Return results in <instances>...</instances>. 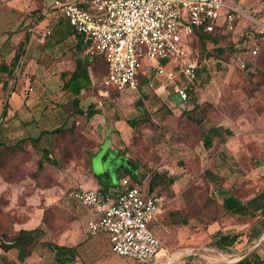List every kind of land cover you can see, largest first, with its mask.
<instances>
[{"label": "crops", "instance_id": "obj_1", "mask_svg": "<svg viewBox=\"0 0 264 264\" xmlns=\"http://www.w3.org/2000/svg\"><path fill=\"white\" fill-rule=\"evenodd\" d=\"M52 3L53 0L0 2V69L4 68L1 64L11 62L22 46L14 77L8 81L9 91L8 88L6 91L0 88V140L12 142L36 138L42 131L75 121L78 125L86 123L80 135H85L92 145L72 152L68 157L70 161L61 168L45 165L38 174L39 184L29 176L17 183L7 182L0 176V197L6 196L8 204L5 209L17 208L20 218L14 223L15 229L38 227L42 223L44 209L51 208L59 218L57 245L73 246L76 252L80 250L87 264H137L111 251L108 233H91L87 222L93 217L92 209L65 197L64 193L78 183L112 192L119 186L120 179L131 171L135 177L127 178L137 182L143 192L166 193L156 182L170 177V190L177 195L189 182L192 173L188 165L175 171L176 163L173 164L171 158L170 168L166 164L160 165L156 174L147 172L140 178L141 166L147 163L152 167L154 159L132 156L129 144L137 130L110 121L109 108L99 110L102 104L98 105V100H101L98 98L99 89L95 94L96 63L85 52L89 41L72 30L66 19L56 13ZM36 14L39 17H34ZM45 29H50L51 33L41 42L39 37ZM4 77L5 73L0 70V79ZM260 87H256L249 99L256 108L261 105L259 110H247L249 114L241 109L240 112L235 111L231 118L224 109L219 112L211 134H207L212 126L205 123L206 118L199 124L191 120L179 122L181 110L202 105L205 98L191 94L187 100L179 98L177 101L173 99V95H177L174 90L155 89L166 107L155 110L157 119L164 124L175 119L179 126H173L171 135L175 139V148L169 152L177 159L198 160L204 167V173L213 180L217 179L215 193L220 197L233 193L248 201L264 192V148L259 146L264 142V90ZM136 91L119 92L121 99H141ZM104 97L110 98L108 90ZM90 109L96 112L86 118ZM148 136L143 135V139H150ZM206 136L207 143H204ZM27 148L32 152L28 161L31 164L39 157V150L31 144ZM149 148L152 150L155 145ZM162 152L158 160L168 156L167 151ZM109 153L110 159L115 161L110 177L105 168L94 167L95 158L100 157L104 162ZM186 230L183 226L180 228L182 234L175 235L176 245L162 244V251L150 264H216L220 260L233 264L243 258L238 259L237 256L264 232V216L244 218L222 211L220 217L205 229L185 234ZM221 234H238V238L224 249L211 246V242ZM215 251L220 254L216 256ZM248 255L252 264H264V240L244 257Z\"/></svg>", "mask_w": 264, "mask_h": 264}, {"label": "built area", "instance_id": "obj_2", "mask_svg": "<svg viewBox=\"0 0 264 264\" xmlns=\"http://www.w3.org/2000/svg\"><path fill=\"white\" fill-rule=\"evenodd\" d=\"M52 5L88 39L86 54L100 56L106 63L102 86L118 92L135 91L140 75H147L152 86L155 70L154 75L171 82L183 101L188 98L187 90L195 81L198 67L194 31L231 32L242 14L236 0H53ZM254 25L252 56L264 47V11ZM50 33L45 29L39 40L43 42ZM144 60L152 63L146 71H142ZM153 62H157L155 66ZM167 62L173 66L166 67ZM178 75L183 81L175 82ZM106 92L98 91L101 97ZM64 196L92 209L87 228L93 234L108 233L113 253L137 264L154 261L162 243L149 224L162 212V194L143 192L137 182L122 177L112 192L78 183Z\"/></svg>", "mask_w": 264, "mask_h": 264}, {"label": "rangeland", "instance_id": "obj_3", "mask_svg": "<svg viewBox=\"0 0 264 264\" xmlns=\"http://www.w3.org/2000/svg\"><path fill=\"white\" fill-rule=\"evenodd\" d=\"M3 1L5 0H0V2ZM236 1L240 4L242 14L237 17L233 31L221 34L224 37H221L217 42L213 40L205 41L204 47H201L199 42L195 41L193 43V47L198 51L199 57L196 78L193 85H191L193 86L192 92L197 98H205V100L201 101V104L209 109L205 116L207 120L205 123L208 126H213L215 120H218L219 112L222 113L224 109L226 114L233 118L235 111L240 112L241 109H244V111L249 113V110L253 112L254 109L259 110L261 108V105H258V108H256L255 103L252 100L249 102V99L253 96L256 87L261 86L260 88L264 90V47H260L256 56L251 55L255 32L254 21L259 19L264 11V0ZM1 5L0 9L2 8ZM34 17H39V14H36ZM218 47H222L224 52L219 53ZM153 63L155 66L157 62ZM241 63L245 64V67H241ZM147 65H152V63L144 60L142 62V71L147 70ZM165 65L166 67L173 66L169 62ZM154 73L155 70L150 79L153 83L152 86L148 84L147 80L145 81L140 78L136 93L140 95L141 99H121L120 92L101 85L100 81L104 74V66L96 63L94 72L96 80L95 94H97V89L108 90L110 98L98 96L102 100V107L99 110L109 108L110 116L108 117L110 121L129 125L132 129L137 130V133L133 132L131 137L132 144H129V153L132 156H138V159L142 157L154 159L152 167H149L147 163L141 166L140 178L146 175L147 172L156 174L157 168L160 165L166 164L170 168L171 158L173 164L176 163L175 171H180L182 167L185 168L187 165L190 168L192 173L190 180L184 185L183 190L181 189L182 192L177 194L178 196L170 190L169 185L172 181L170 177L159 179L156 182L161 185L162 190H166V193L157 191V193L165 197L160 218L166 219L168 212L177 211V219L181 217L187 219L185 225H162L161 228H158L159 237L163 245L173 246L176 245L175 235L182 234L180 228L182 229L183 226L187 228L185 234L203 230L212 217L216 220L220 217L222 210L207 199L211 191L215 190V186L218 183L217 179L213 180L211 176L205 174L204 167L199 165L198 160L190 162L185 159H177V156L175 157L169 152L175 148V139L171 135L173 126L176 128L179 126L175 119L167 121L165 124L157 119L156 112L164 110L166 107L162 105L161 97L155 93V89L161 86L173 90V84L164 78L155 76ZM182 79L183 77L178 75L175 78V82L183 81ZM173 99L179 101V97L175 94L173 95ZM156 109L157 111H155ZM257 112L255 111V113ZM143 135H149L150 137L148 136V138L150 139H143ZM82 136V138H78V141L81 143L79 149L77 148L73 151L77 152L82 148L85 149L92 145L85 135ZM70 138L68 136L62 142L67 143ZM74 145L75 143L71 142L67 146L73 148ZM153 145H155V148L151 150L149 147ZM259 146L264 148V142L260 143ZM161 149L162 151L164 149V152ZM166 151L168 156L160 158L161 161L158 160L157 157L160 152L164 154ZM114 162V160L110 159L109 153L107 160L104 162H102L100 157L95 158L94 167L105 168L109 171L110 177V173L114 168ZM154 180H156V177ZM217 196L219 195L217 194ZM3 200H6V196H3ZM5 210H9L12 214L8 216L0 213V223L20 218L17 208L12 207ZM58 219L56 212L48 208V212L45 214V233L30 247V253L25 261L23 263L17 261L16 249L3 250L0 247V264H6V262H15L17 264H87L86 259L81 256L80 250L77 252L75 250L72 252L65 250L58 253L54 248L47 245L48 243L58 242ZM63 220L66 219L63 217ZM6 233L8 236H11L12 232L7 229ZM2 240L0 235V243ZM161 251L162 248L159 252ZM214 253L216 256L220 254L216 251ZM219 263L228 264V262L223 260H220L216 264Z\"/></svg>", "mask_w": 264, "mask_h": 264}, {"label": "trees", "instance_id": "obj_4", "mask_svg": "<svg viewBox=\"0 0 264 264\" xmlns=\"http://www.w3.org/2000/svg\"><path fill=\"white\" fill-rule=\"evenodd\" d=\"M67 21V20H66ZM68 23V21H67ZM68 25L72 28V30L78 33L69 23ZM196 34V42L201 44V47H204L205 41L213 40L217 42L222 36L220 33H211L205 32L202 29H198L194 31ZM227 34V33H224ZM83 35V34H81ZM23 44V43H22ZM233 47V44H232ZM232 49V48H231ZM22 46H19L17 52L14 54L11 62L8 65H3L4 68L0 69L5 73V77L0 79V88L3 91H6L8 88V81L12 80L14 77L15 68L19 62V58L21 55ZM218 52L223 53L224 49L222 47H218ZM88 55V54H87ZM86 55V56H87ZM88 58L91 61H95V63H100L105 67L104 75L106 74V63L100 56H90ZM92 63V62H91ZM1 67V66H0ZM245 67V64H244ZM197 73V69H196ZM102 77V78H103ZM141 79L145 81L147 79V75H140ZM193 86H190L187 90L188 96L193 94L192 92ZM116 91V90H115ZM207 105V104H206ZM208 108L205 105H196L193 108H184L181 110L180 114V124L187 122L189 120L199 124L202 120L205 119V116L208 113ZM96 110L90 109L87 112L86 118L91 116ZM86 123H81L80 125L76 124L75 121H71L69 124L53 128L51 130L42 131L36 138H22L19 140H14L12 142H7L4 140H0V176L6 180L7 182L17 183L20 180L26 178L27 176L33 178L36 181V184H39L38 174L42 171L47 164H51L55 167L61 168L63 164L70 161V154L75 152L73 150L79 149L80 142L78 138L81 136L80 131L84 129ZM215 130L214 126L210 127L207 130V134H211ZM229 133V131H227ZM71 137L68 139L67 143L62 142L65 141L66 137ZM82 137V136H81ZM42 140L44 142H42ZM41 142V143H40ZM74 142L75 145L73 148H69V143ZM204 143H207V136L204 139ZM31 144L34 149L39 150V157L30 165L28 161L32 157V152L27 148V145ZM207 145V144H206ZM77 146V147H76ZM129 179L134 178L131 171H128L127 174L124 175ZM207 199L215 204L222 211L230 213L236 217H244V218H257L258 215L264 216V192H259L252 199L248 201H243L239 197L235 196L233 193H230L224 197L217 196L215 190L211 191L209 197ZM8 204L7 200H3V196L0 197V213L2 215L11 216V212L9 210H5V206ZM258 211V212H257ZM48 212V208L44 209L42 223L33 229H15L14 223L15 219H11L10 221L0 223V235L2 237V242L0 243V247L3 250L8 249H16V259L18 262L23 263L26 257L30 253V247L35 243V241L41 237L45 233L46 224H45V214ZM161 215V214H160ZM157 216L150 224L149 228L151 231L159 238L158 228H161L162 225H185L187 223V219L181 217L177 219L178 212H168L166 219H161V216ZM216 221L215 218H211L210 221L206 224ZM11 231V236H8L6 231ZM238 238V234H221L218 235L212 242L211 246L216 247L218 249H224L226 246H231L235 243ZM7 242V243H6ZM163 244V242L161 241ZM47 245L51 246L56 250V252L62 251H74V247H65L59 246L56 243H48ZM251 255V254H250ZM250 255L243 257L233 264H252L250 261ZM6 264H17L15 262H6Z\"/></svg>", "mask_w": 264, "mask_h": 264}, {"label": "water", "instance_id": "obj_5", "mask_svg": "<svg viewBox=\"0 0 264 264\" xmlns=\"http://www.w3.org/2000/svg\"><path fill=\"white\" fill-rule=\"evenodd\" d=\"M263 240H264V232L257 238V240L249 248H247L243 253L237 256L238 259L248 254L251 250H253L256 246H258Z\"/></svg>", "mask_w": 264, "mask_h": 264}]
</instances>
